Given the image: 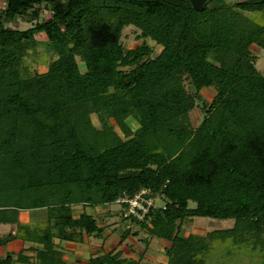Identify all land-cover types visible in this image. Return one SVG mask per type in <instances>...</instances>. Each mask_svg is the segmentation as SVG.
Instances as JSON below:
<instances>
[{"label": "trees", "instance_id": "1", "mask_svg": "<svg viewBox=\"0 0 264 264\" xmlns=\"http://www.w3.org/2000/svg\"><path fill=\"white\" fill-rule=\"evenodd\" d=\"M217 1L196 12L189 0H5L0 224L14 229L0 246L32 245L0 264H68L60 242L105 239L106 219L86 208L142 189L153 206L139 219L117 204L120 222L146 233L145 248L163 242L164 264H226L212 260L215 242H229L227 256L264 252V77L254 53L264 48V0L208 7ZM17 18L30 27L6 26ZM127 27L141 40L132 49L121 42ZM148 39L161 47L154 58ZM39 44L49 58L44 73L27 61ZM74 206L82 207L77 215ZM21 211L36 221L19 222ZM195 218L233 226L183 236ZM130 226L116 248L102 247L82 264H141L143 254L119 249L138 235Z\"/></svg>", "mask_w": 264, "mask_h": 264}, {"label": "rangeland", "instance_id": "2", "mask_svg": "<svg viewBox=\"0 0 264 264\" xmlns=\"http://www.w3.org/2000/svg\"><path fill=\"white\" fill-rule=\"evenodd\" d=\"M245 1V0H243ZM237 2V0H220L217 2H212L209 4V8H218L221 6H232ZM6 3L5 0H0V9L5 8ZM42 16L45 19L48 18L49 14L45 11L42 12ZM251 16V15H250ZM254 18V16H251ZM6 26L17 28L19 30H25L30 27L29 24L23 22L20 18L16 19V25L14 23H7ZM139 32L133 27H127L122 32L121 42L127 49H132L138 46L141 43V40H138L136 37ZM34 39L38 42H42L46 40L45 35L37 34L34 36ZM148 45L152 47V58L156 57L161 51L160 46H155L154 42L148 39ZM31 53V51H29ZM43 47L39 44L36 49V53H32L28 58V62L31 65L32 70H37L39 73H44L46 71V65L42 62L44 60L48 61L49 58L43 56ZM257 56L256 61V69L259 73L264 77V48H257L254 52ZM57 55H53V59H55ZM80 70L83 71L84 67L79 62ZM206 99L211 100V96L206 93H203ZM202 114L195 109L190 114V121L193 126H197L199 120L201 119ZM92 123L97 126L96 119L91 116ZM128 126L135 130L138 126L136 123L127 119ZM119 134H121L118 131ZM160 200H156V204L159 205ZM193 205V204H192ZM76 209V208H75ZM109 209V211L107 210ZM120 210V205L110 204L107 206H98L94 209L89 208L86 211L90 214L94 212L95 218L100 220L105 218L108 227L105 229L104 235L105 239L103 240H95L92 238H85L82 243L68 244L65 242H61V247L65 251H69V257L67 258L68 264H82L84 259H87L90 256H95L100 248L103 247L104 252H108L109 250L116 248L117 244L120 240V235L123 232L124 226L128 228L130 225L121 224L120 216L118 211ZM81 211V208H77L75 210L76 214ZM29 212V216L31 215V211ZM108 212H112V215H108ZM106 224V225H107ZM103 226L104 224H99ZM233 226V220H217V219H207V218H195L192 222L186 223L181 230V234L183 236H187L189 234L205 236L207 233L216 230H224L231 228ZM131 230L137 231V237H129L125 242V244L119 246V249L122 250L123 255L129 256L131 258L137 259L138 254H143V260L141 264H164L167 261V257L163 251V242L158 241V239H152L150 245L145 248V245L140 240L146 237V233L144 231H140L137 226H130ZM225 245V246H224ZM215 249L211 254L212 260L217 262H225L226 264H264L262 260H264V252L255 251L253 254H249L247 250L244 251H235L232 255L227 256L226 252L229 249V242H215ZM258 250V249H257Z\"/></svg>", "mask_w": 264, "mask_h": 264}, {"label": "crops", "instance_id": "3", "mask_svg": "<svg viewBox=\"0 0 264 264\" xmlns=\"http://www.w3.org/2000/svg\"><path fill=\"white\" fill-rule=\"evenodd\" d=\"M222 2H223V0H222ZM226 6H228V5H226ZM243 14L246 15V16H248V17L250 15L251 16L256 15V14L247 13V12H243ZM261 43L264 46V38L262 39ZM79 207L81 208V211H82V207L81 206H74L73 207V210H74L75 215H77L76 212H75V210L77 208H79ZM86 209H89V208H86ZM30 213H31V215L29 216V212L28 211H21L19 213V222L25 224V223H29V222L31 223V222L36 221V218L35 217L37 216V214H35L33 212H30ZM88 214H90V212ZM13 229H14L13 228V225H10V224H0V237L1 238H4L8 233L13 234ZM65 243H67V242H65ZM68 244H72V243H68ZM73 244H75V243H73ZM31 245H32L31 243H23V242H21L19 240L9 242L6 245L0 246V257H4L7 253L21 251L22 249H25V248H27V247H29ZM60 246H61V242H60ZM67 252H68V255H69L70 252L69 251H67Z\"/></svg>", "mask_w": 264, "mask_h": 264}, {"label": "built area", "instance_id": "4", "mask_svg": "<svg viewBox=\"0 0 264 264\" xmlns=\"http://www.w3.org/2000/svg\"><path fill=\"white\" fill-rule=\"evenodd\" d=\"M149 189H142L133 197H123L115 201L116 204L127 203L128 208L124 216L132 215L136 218H143L144 214L147 213L148 209L153 206L152 199H147L145 196L150 194Z\"/></svg>", "mask_w": 264, "mask_h": 264}, {"label": "water", "instance_id": "5", "mask_svg": "<svg viewBox=\"0 0 264 264\" xmlns=\"http://www.w3.org/2000/svg\"><path fill=\"white\" fill-rule=\"evenodd\" d=\"M194 11L199 12L209 0H189Z\"/></svg>", "mask_w": 264, "mask_h": 264}]
</instances>
